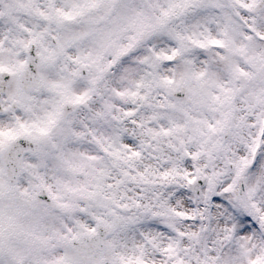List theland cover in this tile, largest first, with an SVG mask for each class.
<instances>
[{
  "label": "snow or ice",
  "instance_id": "1",
  "mask_svg": "<svg viewBox=\"0 0 264 264\" xmlns=\"http://www.w3.org/2000/svg\"><path fill=\"white\" fill-rule=\"evenodd\" d=\"M0 264H264V0H0Z\"/></svg>",
  "mask_w": 264,
  "mask_h": 264
}]
</instances>
